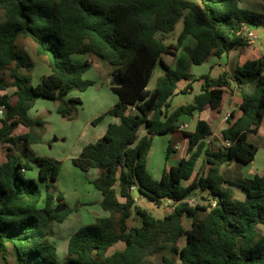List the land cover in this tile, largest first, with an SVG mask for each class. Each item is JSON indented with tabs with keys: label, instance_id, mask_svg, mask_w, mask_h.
<instances>
[{
	"label": "trees",
	"instance_id": "1",
	"mask_svg": "<svg viewBox=\"0 0 264 264\" xmlns=\"http://www.w3.org/2000/svg\"><path fill=\"white\" fill-rule=\"evenodd\" d=\"M180 21L184 28L177 43L166 44L164 37ZM250 26L264 27V14L242 8L240 0H0V107L5 110L0 146L22 145L27 159L8 155L0 164V262H8L11 248L15 264H158L155 258L165 251L170 255H163L159 264H264V235L259 231L264 225V172L237 180L222 173L234 163L241 174L259 152L250 139L264 137V55L238 67L234 76L213 78L208 73L196 78L193 73L194 66L212 57L249 46ZM188 37L197 41L195 48L184 46ZM20 39L30 41L34 56L50 70L36 87L31 78L35 65L21 50ZM75 55L94 56L112 67L120 82L112 86L118 103L92 125L108 117L119 123L109 124L102 138L71 160L82 172L97 171L93 185L108 216L76 231L61 259L53 228L73 210L55 189L62 162L30 150L43 142L46 131L43 118L33 119L30 111L43 98L59 104L63 119H77L83 101L70 95L84 93L94 83L85 79L92 64H75ZM166 57L174 59V68ZM158 65L164 75L151 92ZM180 81L188 84L178 90ZM196 82L203 85L194 102L172 110L173 98L192 93ZM233 83L240 88L252 84L254 90H242L241 116L232 112L227 119L221 141L229 145L208 144L213 129L199 120L194 132H183L187 157L166 166L154 180L147 168L150 137L178 132L182 116L220 108ZM142 127L145 136L140 135ZM172 152L170 145L166 160ZM200 160L208 168L205 173H197ZM30 163L38 169L37 179L25 177ZM231 187L245 197L235 198ZM135 191L158 206L169 202L172 212L162 219L152 216L137 206ZM197 192L208 194L207 205L190 203ZM62 206L65 210L56 214ZM134 213L140 225L130 227ZM119 244L124 249L115 250Z\"/></svg>",
	"mask_w": 264,
	"mask_h": 264
},
{
	"label": "rangeland",
	"instance_id": "2",
	"mask_svg": "<svg viewBox=\"0 0 264 264\" xmlns=\"http://www.w3.org/2000/svg\"><path fill=\"white\" fill-rule=\"evenodd\" d=\"M240 5L244 9L264 14V2L262 0H240ZM183 28V21H180L177 24L175 31L164 37L165 43L176 44L179 35L183 31ZM246 31L247 33L251 32L253 34L251 39L253 41H258V45L264 50V27L250 26L247 27ZM19 46L21 50L30 56L34 62L35 66L32 70L31 78L32 84L36 87L41 84L43 77L49 75L50 70L43 60L34 56L32 51L33 45L30 43V41L20 39ZM165 61L169 65H174L175 63L174 59L171 57H166ZM72 62L75 64L78 63L74 56L72 57ZM109 67L110 66L107 63L104 68L97 65L92 66L91 70L86 74L85 79L91 80L94 85L84 93L73 92L70 95L71 97L79 96L83 101L82 107L80 106L81 108H79L77 119L70 122L64 120L61 116H59V114L53 113L56 115L54 117L46 115L43 120L48 123V132L47 130L45 131L43 142L34 146L37 154L40 156L54 158L62 162L61 174L58 182L55 184V189L57 192H60L64 195L66 205L72 209L73 212L63 224H56L53 228L52 241L56 243L61 259L65 258L69 240L76 231L87 225L94 224L98 218L108 216V214L104 212L101 207V202L99 199L101 194L93 185L94 179L91 175H88V173L82 172L74 167L72 162L69 160V157L75 156L79 153V146H81L82 142L85 140L83 137H81L83 133L87 135L86 140L89 137L91 138L90 140H94L96 136L100 135L104 129V126H102V128H100L101 126L97 128V126L102 125L107 118L95 126L96 130L99 129V131L95 133L92 132L93 127L90 125L87 127V129L90 128V130L85 132L84 129L87 125V122L91 118H94V116H96L99 112L113 108L116 105V101L114 100L116 95L111 90V86H113L115 82L114 77H112V75L108 72ZM209 67L210 62L207 61L201 66L194 67L193 71L197 75L200 73L208 74L210 69ZM222 74L223 71L220 66L216 67L212 72V76L214 78H217ZM163 75L164 70L158 65L154 71L148 90L153 92L156 89L158 79ZM187 84V81H180L178 83V90L184 88ZM5 93L11 94L12 90H8ZM199 93L200 82H196L193 84L192 93L175 97L172 110L180 105L192 104L194 102L195 96ZM37 103L38 107L40 108L45 103V105L50 108H54L55 105L53 100L47 99L39 100ZM229 115L230 114L228 113V115H224L220 119L219 117H214L213 113L209 111L205 113L197 112L192 117L182 116L179 119L178 124L180 123V126L187 124L188 128L185 131L194 132L198 121L201 118L206 119L211 125L214 133L212 138L207 139V143H214L217 146H221L223 145V142L221 141L222 131L227 126L226 117L228 118ZM19 131L22 132L24 129L21 128ZM140 135H147L145 127L141 128ZM150 138L152 141V146L147 156V168L154 180H159L161 178L162 171L166 166L171 167L177 165L178 161L187 155L188 139L184 133H181L180 131L177 135L169 134L163 136H152ZM250 140L259 148V152L255 160L252 163L247 164L242 169L241 174L236 172L234 163L224 166L222 168V173L225 174L228 179L237 180L239 177L252 179L254 176L260 175L264 172V137L251 135ZM173 142L177 145L176 147H179V149H175L174 147L175 152L170 153L169 159L166 160L168 148L171 144H173ZM19 150L20 148L15 149L13 152H11V154H18ZM7 153H9V151L6 147H0L1 164L7 158ZM30 165L32 168L27 174H25V177L27 179L37 178L38 171L32 163H30ZM207 171L208 168L204 167L202 160H200L197 166V173H205ZM92 173H97V171L93 170ZM42 187L44 189V186ZM231 190L235 198L243 199L245 197V193L242 190L235 187H231ZM134 195L137 199V206L147 210L152 216L156 218L162 219L172 212L169 202H164L162 206H158L148 201L144 197L139 198L137 192H135ZM192 200H194L195 206L207 205L209 196L205 193L197 192L195 195H193ZM129 225L130 227L140 225V220L135 213L130 219ZM190 225V221L187 220L185 222L186 228L190 229ZM259 231L262 235H264V225L259 226ZM185 243L186 238L184 237L180 242V246L183 247ZM122 249H124L123 244H119L115 248V250ZM115 250H112L111 253H113ZM9 253L8 262L6 263L4 260H2L0 264H15V256L11 248H9ZM163 255L168 256L170 255V252L165 251L164 253L158 255L155 258L156 263H161Z\"/></svg>",
	"mask_w": 264,
	"mask_h": 264
},
{
	"label": "crops",
	"instance_id": "3",
	"mask_svg": "<svg viewBox=\"0 0 264 264\" xmlns=\"http://www.w3.org/2000/svg\"><path fill=\"white\" fill-rule=\"evenodd\" d=\"M241 6V5H240ZM253 27H255V26H253ZM250 34H252L251 32L249 33H247V31H246V37L249 39V35ZM253 35V34H252ZM250 40V42H251V44L249 45V46H247V47H245V48H243V49H239V50H234V51H232L231 53H229V54H227V55H224V56H222L221 58H216V57H212V58H210V60H208L209 62H210V69H209V72L208 73H211V76H212V72L214 71V69L216 68V67H221V69H222V71H223V74H228L229 76H234V74H235V72H236V69L238 68V67H241V66H243L246 62H248V61H256V60H259L263 55H264V50L262 49V48H260V46L258 45V41H253L251 38L249 39ZM196 45H197V41L193 38V37H188V38H186V40L184 41V46H187V47H190V48H195L196 47ZM75 57V59L78 61V63H84V62H89V63H91L92 64V66L93 65H97V66H102V68H104L105 66H106V62H104L103 60H101V59H99V58H97V57H94V56H90V55H75L74 56ZM108 64V63H107ZM110 66V65H109ZM171 67L172 68H174L175 67V63H174V65H171ZM194 67H197V66H194ZM194 67H193V70H194ZM92 68V67H91ZM100 68V67H99ZM91 70V69H90ZM89 70V71H90ZM111 75H112V77H114L113 76V69H112V67L110 66L109 67V71H108ZM88 73V72H87ZM193 73H194V71H193ZM206 73H200V74H195L194 73V75H195V77L196 78H199L200 76H202V75H205ZM222 74V75H223ZM213 77V76H212ZM115 78V77H114ZM214 78V77H213ZM202 85H203V82H200V91H201V87H202ZM183 89V88H182ZM111 90H112V86H111ZM181 90V89H180ZM242 90H245V91H247V92H252L253 90H254V85H252V84H245V85H243L242 86V88H240L236 83H233V86H232V89H230V90H228L227 91V93H226V95H225V97H224V101H223V104H222V106L220 107V108H218V109H211V108H207L204 112H202V113H205V112H207V111H209V112H211V113H213V115H214V117H219L220 119L224 116V115H228V113L229 114H231L232 112H234V114L236 115V117H240L241 116V112L239 111V105L242 103V97H241V92H242ZM114 93V92H113ZM115 94V93H114ZM116 95V94H115ZM179 95H181V94H179ZM178 95V96H179ZM117 96V95H116ZM114 97L115 99V103L117 104L118 103V97ZM75 97H77V96H75ZM177 97V96H176ZM43 98H38L37 99V102L39 101V100H42ZM174 101H175V97L173 98V103H174ZM42 102H44V101H42ZM55 102V101H54ZM172 103V104H173ZM38 103H36V106H35V108L34 109H32L31 111H30V116L33 118V119H36V118H44L46 115H50V116H52V117H54V116H56L55 114H58V112H57V110H58V106H59V104L57 103V102H55V105H54V108H50V107H48L47 105H42L41 106V108L40 107H38V105H37ZM180 106H182V105H180ZM180 106H178V107H180ZM82 107V106H81ZM80 107V108H81ZM177 107V108H178ZM172 108H173V106H172ZM110 109H112V108H110ZM110 109H106V110H103L102 112H99L96 116H94V118H91L88 122H87V125H86V127H85V132L86 131H88V130H90V128L89 129H87V127H88V125H90V126H92L93 127V131L92 132H97V131H99V129L98 130H96V127L95 126H93L92 125V122L95 120V119H97L99 116H101L102 114H104V113H106L107 111H109ZM175 109H176V107H175ZM34 112V113H33ZM53 113H55V114H53ZM32 114H33V116H32ZM60 116V115H59ZM3 118H1L0 117V124H1V120H2ZM65 120V119H64ZM200 120H205V121H207L206 119H203V118H201ZM68 121V120H67ZM71 122V121H70ZM208 122V121H207ZM46 123V130H47V132H48V123L47 122H45ZM111 123H119V119H117V118H114V117H108L107 119H106V121H104V123L102 124V125H98L97 126V128H99L100 126V128H102V126H104V129L102 130V132L100 133V135L99 136H96L95 137V139L94 140H90L91 138L89 137L87 140H86V138H87V135H85V133H83L82 134V136L81 137H83V139H85L83 142H82V144H81V146H79V153L77 154V155H79L80 153H81V151H82V149L85 147V146H87V145H89V144H91V143H95V142H97L100 138H102L104 135H105V133H106V131H107V128H108V126H109V124H111ZM209 123V122H208ZM105 124H106V126H105ZM179 125H180V123H179ZM187 125V124H186ZM188 126V125H187ZM181 133H183L184 131H181V130H179ZM179 131L178 132H175V133H173L174 135H177V134H179ZM25 132V129H24V131H22V132H20L19 131V133H24ZM47 135V134H46ZM46 139V138H45ZM44 139V140H45ZM91 141H94V142H91ZM36 145H38V144H35V145H31L30 146V150L36 155V156H40L39 154H37V152H36V150H35V148H34V146H36ZM177 145L173 142V144H171V147L173 148V150H174V147H175V149H179V147H176ZM0 147H6L7 148V150L9 151V153H7V155H6V157L8 156V155H12L11 154V152H13L15 149H18V148H20V150H19V153L18 154H15V155H12V156H14V157H17V158H21V160H22V162H26L27 161V159L26 158H24V155H23V146L22 145H19V146H16V147H11V148H9V147H7V146H0ZM188 150V149H187ZM20 152H21V154H20ZM175 152V151H174ZM75 155V154H74ZM77 155H75V156H71V157H69V160L71 161L73 158H75V157H77ZM187 157V155L185 156V157H182L179 161H178V164L180 163V161L182 160V159H184V158H186ZM6 160H7V158L5 159V161L4 162H6ZM4 162H2V163H4ZM1 164V163H0ZM177 164V165H178ZM176 166V165H175ZM36 170L38 171V169L36 168ZM28 171L29 170H27L26 172H25V174H27L28 173ZM93 171V170H92ZM92 171H90V172H88V175H91L92 176V178L94 179V181L96 180V178H97V176H98V173H92ZM37 178H38V173H37ZM37 178H32V179H37ZM93 181V182H94ZM136 192V191H135ZM134 192V193H135ZM208 195V194H207ZM100 196V195H99ZM100 202L102 201V195L100 196Z\"/></svg>",
	"mask_w": 264,
	"mask_h": 264
},
{
	"label": "built area",
	"instance_id": "4",
	"mask_svg": "<svg viewBox=\"0 0 264 264\" xmlns=\"http://www.w3.org/2000/svg\"><path fill=\"white\" fill-rule=\"evenodd\" d=\"M252 36H253V35L250 34V35H249V39L252 38ZM4 115H5V110H4L3 107H0V117H1V118H4ZM229 117H230V115H229ZM229 117H228V118H229ZM228 118L226 117V120H227ZM187 128H188L187 125L180 126V130H181V131H185ZM223 145H229V143H228V142H224ZM6 146L10 148L9 145H6ZM190 203L194 205V200H192V198L190 199Z\"/></svg>",
	"mask_w": 264,
	"mask_h": 264
},
{
	"label": "water",
	"instance_id": "5",
	"mask_svg": "<svg viewBox=\"0 0 264 264\" xmlns=\"http://www.w3.org/2000/svg\"><path fill=\"white\" fill-rule=\"evenodd\" d=\"M114 82H115V85H119V84H120V82H119V80H118V77H115V78H114ZM64 210H65V207L62 206V207L57 208V209L55 210V213H56V214H59V213L63 212Z\"/></svg>",
	"mask_w": 264,
	"mask_h": 264
}]
</instances>
